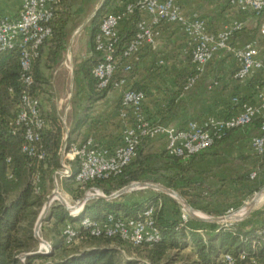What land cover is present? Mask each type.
Here are the masks:
<instances>
[{
    "label": "trees",
    "instance_id": "16d2710c",
    "mask_svg": "<svg viewBox=\"0 0 264 264\" xmlns=\"http://www.w3.org/2000/svg\"><path fill=\"white\" fill-rule=\"evenodd\" d=\"M115 1L106 0L103 7L92 17L89 27L91 56L83 60L77 68V74L88 94L89 105L97 104L110 91L98 88V80L92 71L102 57V53L96 51L95 40L104 17L112 10ZM95 5L93 3L87 9L92 13ZM82 7H86L85 0H62L49 24L52 36L40 47L39 56L32 60L29 72L22 68L19 50L0 53V264H227V255L233 257L234 264H264V240L258 235L262 226L238 223L229 228L210 224L209 227L202 228V235L198 232L199 228L191 225L192 218L188 222L183 220V211L177 207V203L173 208L174 217H169L161 195L132 203L124 200V196L113 200L94 199L76 217H71L63 206L55 205L45 220L53 228L48 240L51 250L40 251L41 243L35 237V224L44 205L46 178L53 182L54 174L61 169L60 151L65 142V129L60 118L45 112L41 105V115L46 127L41 132L39 150L45 152L46 157L39 160L22 152L25 129L16 125L17 113L24 91L29 89L37 97L44 94L50 84L44 71L59 66L63 61L72 28L78 17V8ZM140 20V14L136 13L121 25L117 46L119 56L136 37ZM188 58L191 59L189 56ZM120 70L121 67L116 78L123 75ZM27 74L32 76L34 82L30 87L25 83ZM236 108L233 110H237ZM91 109L90 106L86 107L75 121L73 129L70 128L68 146L75 142L72 135L77 134L80 139L83 128L89 126ZM263 122L259 118L252 125L259 131ZM239 129L216 140L210 149L228 141ZM148 142L147 139L141 142L136 159L122 175L98 179L85 188L76 183L79 172V164L76 162L71 174L60 181V190L73 193L78 201L92 187L100 189L106 196H111L131 183L144 179L158 182L159 178L166 187L181 194L191 205L198 204L197 199L204 198L203 195L208 190L194 177L193 164L208 152L188 158L170 156L167 152L155 154L148 149ZM255 156L261 162L257 178L252 180L248 175L236 182L248 181L247 186L259 191L264 184V154ZM39 174L43 179V186L37 192L35 178ZM260 174L263 175L261 184L256 185L255 181ZM251 182L254 185H250ZM159 200L162 201V207L158 205ZM151 205H156L155 219L161 231L160 242L152 245L135 246L119 237H95L89 229L80 226L82 219L87 216L96 220H103L111 214L121 218H138ZM203 210L219 216L218 211H210L207 207H203ZM66 222H71L79 231V238L71 245H67L62 236V228ZM189 249L191 251L185 254ZM26 255L28 256L24 258Z\"/></svg>",
    "mask_w": 264,
    "mask_h": 264
},
{
    "label": "built area",
    "instance_id": "2783aa9c",
    "mask_svg": "<svg viewBox=\"0 0 264 264\" xmlns=\"http://www.w3.org/2000/svg\"><path fill=\"white\" fill-rule=\"evenodd\" d=\"M177 1L116 0L112 10L104 17L100 25V33L95 40L96 51L102 53L101 62L94 67L92 74L98 80L100 90H121L120 119L123 130L111 145H104L95 136L89 134L68 146L70 130L65 121L60 119L65 129V142L60 151L61 169L53 177L54 195L61 194L60 181L71 174L76 162L79 164L76 183L81 188H85L98 179L122 175L136 159L138 147L144 139L150 141L163 136L167 141L168 155L188 158L206 152L216 140L223 138L232 130L247 127L259 118L264 120V90L262 89L255 103H245L239 97L233 98V103L237 107L233 116L226 119L209 118L204 122L193 120L182 129L154 123L145 115L146 94L142 90L131 87L129 77L133 75L144 51L156 49L160 30L167 24L178 26L187 39L188 56L191 58L195 71L184 83L186 91L196 84L214 55L220 52L233 56L238 63L235 74L238 81H245L254 71L264 72V59L260 56L259 44L260 40L264 39V0H224L232 9L253 15L258 20V38L242 47L235 46L233 41L235 36L244 30L243 22L232 20L217 34H212L206 20L198 15L188 19ZM61 2L62 0H23L17 18L0 16V53L19 50L22 68L25 72H29L32 60L39 56L40 47L52 36L49 24ZM136 13L141 16L137 25V35L119 56L117 46L120 40V27ZM120 67L123 75L116 78ZM25 83L28 87L33 85L31 75L27 74ZM41 100V97H37L29 89L24 91L16 119V125L25 129L22 152L39 160L46 157L45 152L39 150L41 132L46 127L41 115ZM250 146L255 155L264 154V122L259 133L252 138ZM250 178L256 179L257 172H253ZM35 184L37 192H40L43 186L40 174L36 176ZM95 194L105 195L100 189L92 187L76 203H71L64 197L65 204L57 199L51 203V206L58 201L65 206L71 217H76L91 201L90 199L84 202V198ZM66 201L71 206L67 205ZM80 204H82L80 210L71 211L73 207ZM158 205L162 207L161 200ZM156 210V205H151L138 218H121L111 214L103 220H96L87 216L82 219L80 226L89 229L95 237H119L135 246L152 245L161 240V231L155 219ZM245 215L241 216V219ZM182 218L188 222L191 216L184 210ZM261 219L262 227L258 235L264 240V206L261 210ZM62 236L66 244L71 245L79 238V231L71 222H66L62 228ZM41 251L48 252L50 249L43 247ZM225 262L235 263L230 255L225 257Z\"/></svg>",
    "mask_w": 264,
    "mask_h": 264
},
{
    "label": "crops",
    "instance_id": "0c3cea01",
    "mask_svg": "<svg viewBox=\"0 0 264 264\" xmlns=\"http://www.w3.org/2000/svg\"><path fill=\"white\" fill-rule=\"evenodd\" d=\"M22 1L0 0V16L17 18ZM177 3L188 19L198 15L206 20L212 34H217L232 20L243 22L244 30L233 41L237 47L258 38L257 18L232 9L224 0H178ZM259 44L260 56L264 59V39ZM87 48L90 57V39ZM188 53L186 36L178 26L167 24L160 30L156 49L145 50L133 75H130L129 85L141 88L146 94L144 113L152 122L182 129L193 120L204 122L209 118L226 119L234 115L233 109L236 106L233 98L239 97L245 103H255L259 91L264 90V72L254 71L245 81H238L235 78L238 63L233 56L220 52L214 55L196 84L186 91L184 83L195 71ZM121 96V90L112 89L103 100L95 104L97 106L90 112L89 126L92 128L85 126L81 138L90 134L104 145H111L117 140L123 130L120 119ZM258 133L252 124L241 128L228 141L207 150L206 155L196 160L193 164L194 177L208 190L204 198L197 199L199 204H205L204 207L210 211H219L217 204L233 200L240 203V216L247 213V207L252 201L248 204L245 201L246 195L254 190L247 186L248 181H236L260 168L261 162L250 146L252 138ZM148 145L152 153L161 154L166 152L167 141L165 137L158 136L150 140ZM262 178L260 174L255 181L256 185L261 184ZM250 185H254V182ZM262 190L264 184L259 192ZM261 194L257 204L264 201V192ZM197 215L203 214L197 212ZM251 218L245 215L237 219L245 225L262 226L261 217ZM194 227L199 228L198 232L202 235V228H207L202 224Z\"/></svg>",
    "mask_w": 264,
    "mask_h": 264
},
{
    "label": "rangeland",
    "instance_id": "374dc122",
    "mask_svg": "<svg viewBox=\"0 0 264 264\" xmlns=\"http://www.w3.org/2000/svg\"><path fill=\"white\" fill-rule=\"evenodd\" d=\"M104 2V0H85L86 7L78 8V17L76 18V23L72 28V34L69 39L68 43V48L67 52L64 54L63 61L61 64L57 67H52L49 70H45L44 74L46 78L49 81L48 87L45 89L43 92L44 94L41 95V101L42 105L44 107L45 112L51 113L53 115L58 116L60 119L65 121V124L67 128L73 129L75 121L81 116L82 112L85 110L86 107H91V111L97 106L94 104L89 105L88 101V94L85 88L84 83L82 82L81 77L77 74V68L80 65V62L88 58L89 53H88V40H89V27H90V21L92 17L95 14V11L101 6V4ZM96 3L95 9L91 13L87 7L90 8V5ZM90 111V112H91ZM70 133V132H69ZM70 137V134H68ZM73 141L78 140V135L74 134L72 135ZM158 182H155L151 179H144L139 181L140 183H150V184H157V185H162L166 187L164 184V181L162 179H157ZM54 182V181H53ZM51 181L50 178H46V184H45V193L46 196L44 198V205L43 208L39 214V217L45 207V204L48 201V197L52 196L53 191L55 190V186ZM137 183V182H134ZM131 183V184H134ZM129 184V185H131ZM128 185V186H129ZM168 188V187H167ZM170 189V188H169ZM247 189V188H245ZM60 193H57L59 196L62 198H66L69 200L71 203H76L77 201L75 200V195L73 193L66 192L65 190H60ZM176 192V191H175ZM251 190L247 193L246 195V200L248 204L256 197V193L259 191H253ZM178 193V192H177ZM250 193V194H249ZM104 194V193H103ZM56 195V193H55ZM54 195V196H55ZM163 196V200L165 202V209H166V214L169 217L174 216L173 213V208L178 204L177 207L181 208L182 211L185 210L184 206L182 203L179 201V199L171 197L169 194L166 192H163L162 190H154L152 188H146V189H136L134 191H129L121 196H124V200L128 202H137V201H143L148 197L151 196ZM85 194L83 195V197ZM96 196L91 195L90 197ZM119 196V197H121ZM53 197V196H52ZM118 197V198H119ZM64 198V200H66ZM117 199V198H114ZM186 201H188L186 198H184ZM94 200V199H93ZM113 200V199H111ZM260 200V197L258 198V201ZM231 201V202H230ZM257 201V203H258ZM68 202V201H67ZM90 202V201H89ZM233 200H228V202H222V204H217L216 207H218L220 210L218 211L219 216H213L212 214L206 213L203 210V207L206 206L205 204H195L191 205V207L195 210L196 214L201 213L203 214L202 216H199L201 218H210V217H231L233 216L236 212H238L240 209V203H236ZM256 203V204H257ZM61 205L65 208L64 205H62L60 202L55 201L50 209L55 206V205ZM71 206V205H70ZM264 206V201L261 202L260 204H257L251 212L246 215L247 218L250 216V218H255L257 219L260 217V212ZM49 209V211H50ZM215 209V207H214ZM67 210V209H66ZM242 211V210H241ZM184 212V211H183ZM49 213V212H48ZM48 213L43 220L42 227L40 230V236L42 233L43 228L47 229V231L44 229V232L42 233L43 239L45 242L49 243L48 240H50V235H52V225L46 224L45 220L48 216ZM215 215V214H214ZM38 217V219H39ZM236 219L240 218V211L238 214L235 215ZM251 218V220H252ZM37 219V222H38ZM36 222V224H37ZM216 224L219 227H232L238 223H243L240 221V219L237 220H228V221H223V222H212V221H207V220H202V219H193L191 220V225L193 226H199L202 224V226H207L209 227L210 224ZM35 224V226H36ZM245 224V223H244ZM45 238V239H44ZM82 247V246H81ZM191 250H187L185 254H188Z\"/></svg>",
    "mask_w": 264,
    "mask_h": 264
},
{
    "label": "water",
    "instance_id": "95a60500",
    "mask_svg": "<svg viewBox=\"0 0 264 264\" xmlns=\"http://www.w3.org/2000/svg\"><path fill=\"white\" fill-rule=\"evenodd\" d=\"M105 1L106 0H104V2L101 4V6L96 10V12H95V14H94V16L97 14V12L103 7V5H104V3H105ZM141 185V187L140 188H138V189H146V188H152V189H154V190H162L163 192H166L167 194H169L171 197H173V198H175V196H178L179 198H180V202L182 203V205L184 206V208H185V211L192 217V218H196V219H202V220H207V221H214V222H223V221H228V220H235L236 219V217H235V215H233V216H231V217H218V218H215V217H210V218H201V217H199L197 214H196V212H195V210L191 207V205L189 204V202L188 201H186L185 199H184V197L181 195V194H179V193H177V192H175V191H173V190H171V189H169V188H167V187H164V186H162V185H157V184H150V183H140V182H137V183H134V184H131V185H129V186H126V187H124L123 189H121L120 191H118V192H116V193H114V194H112L111 196H106V195H99V196H97V197H92V198H90V197H85L84 198V202L85 201H87V200H93V199H107V200H111V199H114V198H118L119 196H121V195H123V194H125V193H127V192H129V191H134V190H136V189H133V188H131L133 185ZM262 192H264V190H262L261 192H259L257 195H256V197L252 200V202L248 205V207H247V213H249L255 206H256V201H257V197L262 193ZM54 195V194H53ZM52 195V196H53ZM52 196H50L49 198H48V201H47V203L45 204V207H44V209H43V211H42V213H41V215H40V217H39V219H38V222H37V224H36V227H35V237L40 241V243H41V247H40V251H41V249L44 247V246H47V248H49L50 250H51V246L49 245V243H47V242H45L43 239H41V236H40V230H41V227H42V223H43V220L45 219V217H46V215H47V213L49 212V209H50V207H51V203L53 202V197ZM52 197V198H51ZM63 205V204H62ZM28 255H26L24 258H26Z\"/></svg>",
    "mask_w": 264,
    "mask_h": 264
},
{
    "label": "bare ground",
    "instance_id": "6f19581e",
    "mask_svg": "<svg viewBox=\"0 0 264 264\" xmlns=\"http://www.w3.org/2000/svg\"><path fill=\"white\" fill-rule=\"evenodd\" d=\"M140 187H141V185H136V184H135V185H133L131 188H133V189H138V188H140ZM97 195H98V194H96V196H97ZM261 195H262V194H260V195L258 196V198L261 197ZM90 196H91V195H90ZM90 196H89V197H90ZM51 198H52V197H51ZM175 198L180 200V198H179L178 196H175ZM258 198H257V201H258ZM57 199L61 200V201L64 202V204H65V200H64V198H62L61 196H59V195L56 193V195L53 196V201H54V200H57ZM257 201H256V203H257ZM66 204H67V205H70L67 201H66ZM81 207H82V204L77 205V206L73 207L71 211L76 212V211L80 210ZM44 247H47V246H44Z\"/></svg>",
    "mask_w": 264,
    "mask_h": 264
}]
</instances>
